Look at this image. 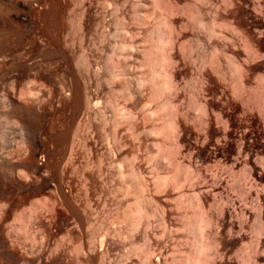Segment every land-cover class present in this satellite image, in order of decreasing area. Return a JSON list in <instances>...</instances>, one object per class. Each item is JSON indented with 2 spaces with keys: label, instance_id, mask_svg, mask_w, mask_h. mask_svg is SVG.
<instances>
[{
  "label": "bare ground",
  "instance_id": "1",
  "mask_svg": "<svg viewBox=\"0 0 264 264\" xmlns=\"http://www.w3.org/2000/svg\"><path fill=\"white\" fill-rule=\"evenodd\" d=\"M28 1L0 0V264H68L61 232L68 227L75 264H127L139 252L145 264H264V182L258 189L254 176L264 171V155L257 137L245 144L230 133L228 119L232 103L262 106L254 92L264 75L254 67L264 58L257 20L264 21V0H69L74 14L68 0ZM47 106L66 114L58 133L38 123ZM145 152L156 171L148 172ZM114 177L129 178L131 188ZM113 190L133 196L115 216L107 205ZM170 192L185 198L176 204L187 249L176 251L182 243L173 238L182 257L170 254L167 263L169 245L153 238L151 220L167 236L173 219L156 197L166 202ZM109 219L125 228L105 229ZM139 225L143 244L127 242L125 261H113L120 237L131 238ZM102 228L97 244L93 233Z\"/></svg>",
  "mask_w": 264,
  "mask_h": 264
},
{
  "label": "rangeland",
  "instance_id": "2",
  "mask_svg": "<svg viewBox=\"0 0 264 264\" xmlns=\"http://www.w3.org/2000/svg\"><path fill=\"white\" fill-rule=\"evenodd\" d=\"M27 1H28V0H27ZM68 1H69V0H68ZM71 1H73V0H71ZM71 1H69V2H71ZM110 1H112V0H110ZM110 1H109V2H110ZM29 2L31 3L32 1H28V2H26V3H29ZM109 2H108V4H112L111 7H110V5H109V7L111 8V9L109 8V11H111V10H113V9H112V8H113V3H109ZM112 2H113V1H112ZM73 3H74V2H71L70 4H73ZM74 6H75V5L73 4V5H71V7H69V11H72L73 14L76 13V12L78 11V8H77V10H76V8H75ZM24 7H25V8H24ZM32 7H33L34 9H36V10H37V8H38V6H36V4L32 5ZM27 8H28L27 4H26V6H23V7H22V14H25V13L27 14V12H28ZM70 8H71V10H70ZM74 8H75V9H74ZM43 9H44V13H45V14L47 13L46 15H48V14L50 13L48 8H46V9L48 10V12H47V10L45 11V8H43ZM43 9H42V12H43ZM74 10H75V11H74ZM40 12H41V10H40ZM42 12H41V13H42ZM72 12H69V13H72ZM15 13H16L15 10H12L11 14L14 15ZM73 14H71V15H73ZM13 15H12V16H13ZM42 15H43V13H42ZM46 15H45V16H46ZM71 15H70V16H71ZM45 16H44V18H45ZM261 16H262V15H261ZM261 16L259 17V15H257V20H258V18H259V20H258L259 23L264 27L263 17H261ZM42 17H43V16H42ZM49 17H50V18H49ZM49 17L46 16V19H45V20L48 21L49 19H51V14H49ZM48 18H49V19H48ZM260 20H261V22H260ZM262 21H263V22H262ZM110 25H111V24L109 23V24L106 26L107 28H105V31H106V29H107V32H108V30H110V33H111V32L114 30V28L111 27L112 25H111V26H110ZM108 26H110L111 28L108 27ZM132 26H133V27H132ZM129 27H130V28H129ZM108 28H109V29H108ZM128 28H129L128 30H133V29H134V25H133V24H132L131 26L128 25ZM131 28H133V29H131ZM111 29H112V31H111ZM108 33H109V32H108ZM93 36H94V34L92 35V37H93ZM94 37H95V36H94ZM94 37L91 38V39H92V40L94 39V41H95V40H96V37H95V38H94ZM109 39H110V37H109ZM109 39H108V40H109ZM115 39H116V40H115ZM92 40H90V41L92 42ZM106 40H107V39H106ZM110 40H112L113 42H114V41H115V42H119V41H120L119 38H114V39L111 38ZM94 41L92 42V44L90 43V45H91V47H92V45H94L93 48H94V47L97 48V46H96L94 43L97 44V43H98V40H97V42H96V41L94 42ZM112 41H109V42L112 43ZM107 42H108V41H107ZM109 42H108V43H109ZM109 44H110V43H109ZM105 45H106V44H105ZM107 45H108V44H107ZM107 45L104 46V47H107V48H104V49H105L104 52L109 53L108 51H110V48H108L109 46H107ZM91 49H92V48H91ZM108 49H109V50H108ZM262 49H264V47H263ZM96 50H97V49H96ZM93 51L95 52V50H93ZM93 51L91 50V52H93ZM262 51H263V53H264V50H262ZM120 52H121V51H120ZM121 53H123V54H121ZM121 53L117 52V55H120V54H121V56H117V55H115V56L117 57V59H116L117 61L120 60V58H123V55H125V54H124L125 52H121ZM92 54H93V56H91V54H90V58L93 57L92 59H94V60H96V61H95V62H94V60H91V61H90V62L92 63V64H91V67L94 66L93 69H97V68L99 69V67L101 66L100 63H102V62H99V61H100L99 58L97 59V56H98L97 54H98V53H97V51H96L95 53H92ZM94 55H95V56L97 55V56H96V59H95V56H94ZM97 60H99V61H97ZM92 61H93V62H92ZM121 61H123V59H121L120 62H121ZM262 61H263V62H262ZM258 62H259V63H256V64H255V67H254V68H255V70H256L257 72H259V74H261V76L263 77V75H264V64H263V63H264V58H263L262 60L258 61ZM93 63H94V64H93ZM129 63H130V61H129ZM99 64H100V65H99ZM92 65H93V66H92ZM98 66H99V67H98ZM58 70L61 71V68H58ZM137 70H138V69H137ZM137 70H136V71H135V70L131 71V74H132V75H136V74H137ZM59 71H57V72H59ZM92 71H93V70H92ZM135 72H136V74H135ZM139 72H140V70H139ZM58 74H60V72H59ZM138 74H139V73H138ZM138 74H137V75H138ZM261 79H264V78H261ZM119 82H120V81H118V83H115V84L118 85V84H120ZM246 82H247V81H246ZM249 82H250V81L248 80V83H249ZM260 83H261V82H260ZM260 83L257 84V85L255 84L256 86H255V92H254V93H256V96H255V97H256V100H257V98L260 97L259 99H260L261 101H259V103L261 102L260 104H262V106L259 105V106L257 107L258 109L255 108V109L257 110V111H256L255 109H254V110H253V109L251 110V107L249 106L248 103H246V104H248V105H245V103H244L243 106H242L241 104L238 105V103H236V102H235V103H232V104L234 105L233 107H235V108L232 109V111H234V112L231 111V112L229 113V115H228V119L230 118V119H229V120H230L229 122L231 123V124H230L231 127H230V129H229V130H230L229 132L232 133V134H234V135H238V134H242V136L244 135L243 137H244V138L246 137L245 140L243 141L245 144H247V142L250 143V144H252V140H253L252 137H254V136L257 137V138H256V139H257V140H256V141H257V144H256V150H258V153H259V154L261 153V154L264 155V116H263V115H264V114H263V113H264V100L262 101V99H264V97H263V96H264V86L261 87ZM262 85H263V83H262ZM115 86H116V85H115ZM120 86H121V85H120ZM116 87H119V85L116 86ZM119 88H120V87H119ZM184 92H185V91H184ZM188 93H189V92L186 90V92L184 93V95L186 94L185 97H187V96L190 94V93H189V94H188ZM257 96H258V97H257ZM119 98H120V97H119ZM119 98H118V100L120 101V102L118 101V102H119V105L122 106V105H123V102H125V101H123L122 98H120L121 100H120ZM261 98H262V99H261ZM259 99H258V100H259ZM143 100H144V99H143ZM258 100H257V101H258ZM99 101H101V100H99ZM99 101H98V102H99ZM141 102H142V101H141ZM143 102H144V101H143ZM100 103H102V101H101ZM259 103L257 102V105H258ZM121 104H122V105H121ZM152 104H153V103H152ZM152 104H151V105H152ZM240 105H241V106H240ZM244 105H245L246 107H245ZM257 105H256V106H257ZM100 106H101V105H100ZM152 106H153V105H152ZM152 106H149V107H152ZM248 106H249V107H248ZM47 107L50 108V111L52 110V112H50V111L48 110V108H46L48 111L45 109V110H46L45 113L43 112V113H42L43 115L41 114V115H42V117H41L42 119L40 118V119H41V120H40V121H41V124H40L39 119H38V121H39L38 123H39V125H42L43 127H44V125L46 126V124H47V125L50 126V127L48 126L49 129H51L53 132H57V133H58V132L60 131V129H61V127H60V126H61L60 123L62 124V122H63V118H65L64 115H66V114H63V113H65V112H64V111L62 112V110H61L62 107H61V106L56 107V108L54 107L53 109H51V107H49V106H47ZM60 107H61V108H60ZM101 107H103V106H101ZM244 107H245V108H244ZM58 108H59V109H58ZM238 108H239V109L241 108L243 111H242L241 109H240V111H239ZM249 108H250V109H249ZM54 109H57V111L54 110ZM237 109H238V110H237ZM60 110H61L62 113L60 112ZM107 110H109V109L106 108V112H107V115L110 116L109 113H108L109 111H107ZM191 110H192V109H191ZM191 110H190V111H191ZM249 110H250V111H249ZM192 111H193V110H192ZM192 111H191V113H194V112H192ZM49 113H50V114H49ZM243 113H244V114H243ZM47 114H48V117L46 116ZM110 114H111V113H110ZM230 114H231V115H230ZM43 116H44V117L46 116V117H45L46 119L43 118ZM108 116L106 117V119L109 118ZM110 117H111V116H110ZM161 118H162V117H161ZM161 118L159 119V120H161V121L158 120V122H162L163 118H162V119H161ZM44 119H45V120H44ZM42 120H43V121H42ZM86 120H87V122H84V121H86ZM89 120H90V119H84V118H83V122H84L85 124H86V123L88 124V121H89ZM109 120L112 121L110 118H109ZM109 120L107 119L106 121H108V122L110 123ZM46 121H47V122H46ZM106 121H105V122H106ZM42 122H45V123H42ZM241 122H242V123H241ZM51 123H52L53 125H52ZM89 123H90V121H89ZM109 123L106 122L104 125H102V129L105 128V129H104V132H105V133L103 132V130H101V132L104 133L103 136H106V134H107L108 139H109V137H110V133L112 132V130H111L112 127H110L112 124H109ZM146 123H149V122H146ZM108 125H110V126L108 127ZM123 125H124V124H123ZM158 125H160V123H159ZM244 125H245L246 127H245ZM51 126H52V128H51ZM148 126H149V124H147L146 128H147ZM150 126H151V122H150ZM240 126H241L242 128H240ZM46 127H47V126H46ZM124 127H125V126H124ZM124 127H122V128L120 127L119 129H120V130H121V129L124 130V129H125ZM243 127H244L245 129H244ZM108 128H110V129H108ZM123 128H124V129H123ZM108 130L110 131V133L108 132ZM122 130H121V131H122ZM244 130H245V131H244ZM233 131H234V132H233ZM242 131H243V132H242ZM101 132H100V133H101ZM235 133H237V134H235ZM101 134H102V133H101ZM157 139H158V138H157ZM159 140H161V137H159ZM159 140H156V141H158L159 143H161L162 141L160 142ZM149 141H152V140L149 139ZM246 141H247V142H246ZM249 141H250V142H249ZM145 153H146V152H145ZM145 153L143 154V156H144V161H143V163H144V162H145V163H148V164H145V163H144V165H148V166H149V167L147 166V170H148V168H149V170H150V171H148V172L151 173V171H152V172L156 171V170H154V168H152V167L154 166V164H150V163H154L153 160H151L152 158H151V157H149V158L146 157V156L148 155V154H147L148 152H147L146 154H145ZM145 157H146V158H145ZM147 158H148L149 160H148ZM146 160H147L148 162H147ZM150 160H151V161H150ZM149 161H150V163H149ZM150 165H151V166H150ZM152 165H153V166H152ZM150 167H151V169H150ZM114 169H116V167L113 168V171L115 172V173H113V174L116 175V173H117L116 170H117V169H116V170H114ZM121 170H122V171H121ZM255 170H256V171H254V176H255V177H258V178H257L258 181L256 180L257 183L255 182V184L258 186L257 188L260 189L261 184H263V182H264V171L261 172L260 168H256ZM120 171H121V172H124L123 174L127 173V171H128V170H127V166H126L125 164H122V163H121V165H120ZM255 172H256V173H255ZM258 172H259V173H258ZM257 175H259V176H257ZM259 177H260V179H259ZM114 179H115V181H114L113 183H115V182H119V184L116 183L115 186H116L117 184H118V186H119V185H121L122 183H123L122 186H125V184H126L127 186H128L129 184H131V180H129V178H126V177H124V178L122 179V181H121L120 179H118V178L116 179V177H114ZM120 182H121V183H120ZM258 182H259V183H258ZM259 184H260V185H259ZM113 186H114V185H113ZM115 186H114V188H115ZM131 186H132V184H131ZM131 186H128V187L131 188ZM111 188H112V187H111ZM114 188H112V189H114ZM184 188H185L186 192H185V190L183 189V193L185 192V194H189V193H190L189 189H188L187 187H184ZM186 188H187V189H186ZM64 189H66L65 192L67 193L68 188H66V187L64 186ZM149 189H150V191L152 192V190H151L152 188H149ZM187 190H188V191H187ZM111 192H112V191H111ZM171 192H172V191H171ZM171 192H170V195L172 194ZM115 193H116V194H115ZM168 193H169V191H168ZM173 193H174V192H173ZM112 194H114V195H112ZM175 194H176V196H175L174 194H172V195H174V197L171 196L172 198H170V200H168V201H166V202L163 201V199H161V198L164 197V195H161V197H160V195H159V196L156 197V198L158 199V203H159L161 206L164 207V205H165L166 208L164 207V210L167 212V215H169L167 219H169V220H172V219H173V220H172L173 222L170 221L171 223L169 222V220H167V222L170 223L169 226H172V225L174 224V225L177 227V230L179 229V231H178V233H177V231H176V227H174V225H173L172 227H169L171 230H173V229L175 228V229H174V232L176 233V236H178V235H179V232L181 233V232L183 231V230H181L182 228H178V227H180L179 225H181V221H182L181 215H182V213H183L182 211H184V210H183V208L180 207V206H179V208H178V205L176 204V202H181L182 200H183V202H184V201H185V200H184L185 198H181V200H180V199H178V197H177V193H176V192H175ZM110 195H111V196H110ZM110 195H108V196H110V198H107V200L110 199V200L107 201V205H108V204H109V205L111 204V205H110V208H109V211H110L109 214H110V215H113V214H114L113 216H115V214H120L121 209H123L122 207L125 206V204L130 203V202L133 201V199H132L133 196H131L132 194H128V195L126 194L127 197H126V195L123 197L121 193L116 192V191L113 190V193H111ZM112 196H113V197H112ZM232 196L234 197V199H235V203H236V204H240V205H241V204L243 203L242 200H241L240 198L237 197V195L235 194V192L232 193ZM185 197L187 198V197H189V196L186 195ZM111 198H113L112 201H111ZM175 198H176V199H175ZM160 199H161V200H160ZM172 199H173V200H172ZM174 199H175V200H174ZM239 199H240V200H239ZM114 200H115V201H114ZM177 200H178V201H177ZM113 201H114V202H113ZM159 201H162V202H159ZM171 201H172V202H171ZM112 202H113V203H112ZM163 202H164V204H163ZM173 203L175 204V206H174ZM208 203H209V204H210V203L212 204V202H208ZM168 206H169V207H168ZM209 206H212V207H213V204H212V205H209ZM212 207H211V208H212ZM173 208H174V209H173ZM175 208H176L177 211L175 210ZM180 208H182V209H180ZM167 209H168V210H169V209H170V210L173 209V210L171 211V213H173V212H174L173 214L176 213V214H175L176 216L174 217V215L170 213V210L167 211ZM174 210H175V211H174ZM178 210H180V211H178ZM56 211L59 213L60 216H61L62 214L64 215L63 212H60L59 210H56ZM177 212H178V213L180 212L181 215H180V213L178 214ZM170 214H171V215H170ZM63 215H62L61 217L64 218L65 215H64V216H63ZM178 215H179L180 217H179ZM171 216H172V218H171ZM177 216H178V217H177ZM175 218H176V219H175ZM178 218H179V220H180V223L178 222ZM180 218H181V219H180ZM174 219H175V221H174ZM252 219H253V218H250V220L247 219V223H248L249 225L252 224V222H253ZM114 221H115V220H114ZM151 221H152V231H153L154 234H155L154 236L157 235L156 237L153 236V238H156V239L159 240V241H160V238H161V239L163 238V240H161L160 242H163V243L165 242L166 247H168V245H169V247H168L169 250H168L167 248H166V250H165V248H164V250H165L166 253H167V254L165 253V254H166L165 257H166L167 261H168V260H169V261L171 260V259H170L171 256L169 257L170 254H171V255L173 254L172 257L175 255L174 258H177V260H180V257H182V256H180L181 254H178V255L175 254V250L177 249L176 251H178V250L181 251V250L179 249V248H181L182 251L185 252V249H187V248L185 247V244H183V242H182L183 240H185V238H184V237H185L184 232H182V233L180 234L184 239H183L182 237H179V239H178V237H177V239H175L176 236H174V235H175L174 232L171 231V230L168 228L170 231H169V232L167 231V232H168V234L166 233L167 236L171 235L172 233H173L174 235H173V237H171V236L167 237L166 235H164L163 230L161 231L162 228L158 225V223H157L158 221L156 220V218L152 219ZM110 222H111V223H110ZM112 222H113V221L110 220V219L107 220V222H106L107 225H105V226H107V227L104 226L105 229L108 230V229L110 228L109 230L112 232V231H116V230H118V229L121 230V229L125 228V226H124L125 224H121V223H119L120 221H119V222H118V221H115V222H113V223H112ZM154 222H155V223H154ZM174 222H175V223H174ZM176 222H178V223H176ZM108 223H109L110 225H109ZM172 223H173V224H172ZM250 223H251V224H250ZM178 224H179V225H178ZM108 225H109V226H108ZM121 225H122V226H121ZM177 225H178V226H177ZM110 226H111V227H110ZM142 226H143V225H139V226L137 227V228H138V231H137V229H136L134 232H132V233H134V234H131V236H130L131 238H129V237L125 238L124 236H122V237H120V240L117 239V240H118V243H119V242H120V243L123 242V243H122V248L120 247L121 244H118L119 247L117 246L118 248H116V251H114V253H113V254H115L114 257L112 258L113 255L111 256V259H112V260H113L114 258H115L116 261H117V259H118V261L121 260V259H119V258H121V254H122V252H125V251L129 248V244H128L129 241H130V243L133 242L134 244H135V241H136V245H138V244L142 245V244H143V240H142L143 237H141V236H143V233H142L143 230L141 231V229H142V228L144 229V227H142ZM156 226H157V227H156ZM119 227H120V228H119ZM153 227H154V228H153ZM68 228H69V227H68ZM68 228H66V230H64L65 228H64V229H63V228L61 229V232L63 233L62 235H64L63 238H65L63 241H64L65 243L67 242L66 244L68 245V246L65 245V246H67V248L65 249V251L68 249V247H70V249H68V250L65 252L66 254L64 253V255H68V256H65V257H67V261L70 260V261H68V262H69L68 264H73V263L75 264V260H76L77 256H76V254H75L74 251H73V252H74L73 254L71 253V252H72V249H73V248L71 249V247H73V246L76 245V244H75V239L73 238V237H74V236H73V231H72L71 229H69V232H70L69 234H71V232H72L71 236H70V235H67V234H68V231H67ZM111 228H112L113 230H112ZM140 228H141V229H140ZM160 228H161V229H160ZM172 228H173V229H172ZM114 229H115V230H114ZM153 229H156V230H153ZM157 229H158V230H157ZM99 230H100V229H97L96 232L94 231L96 234L93 233V235H94L93 238H95V236H96V238H95L96 243L99 241V239L103 238V237L101 236V234L103 235V234H105L104 232H106V231H102V230H104V228H102L101 231H99ZM159 230H160V231H159ZM64 231H65V232H64ZM157 231H158V234H157ZM245 231H247V233H246L247 235L250 234V232L248 233L249 230H246V229H245ZM61 232H60V233H61ZM100 232H101V234H100ZM102 232H103V233H102ZM140 232H141V233H140ZM162 232H163V233H162ZM170 232H172V233H170ZM97 233H98V234H97ZM139 233H140V235H139ZM161 233H162V234H161ZM65 234H66L67 236H66ZM159 234H160V235H159ZM182 234H183V235H182ZM161 235H162V236H161ZM180 235H179V236H180ZM97 236H99V237H98L99 239L97 238ZM132 236H133V239H132ZM139 236H140V237H139ZM165 236L167 237V240H166V237H165ZM71 237H72L73 239H72ZM100 237H101V238H100ZM134 237H135V239H134ZM158 237H159V239H158ZM170 237H171L172 239H171ZM128 238H129V239H128ZM169 238H170V239H169ZM173 238H174V240H176V241L179 242V243H178L179 245L182 243V244L180 245L181 247H180V246H176L177 248L175 249V244H176V243H175L174 245L171 244V243L174 242V241H173ZM123 239H124V240H123ZM164 239H165V240H164ZM97 240H98V241H97ZM125 240H126V241H125ZM131 240H132V241H131ZM133 240H134V241H133ZM140 240H141V241H140ZM168 240H169V243H170L171 245H170L169 243L167 244V241H168ZM73 241H74V242H73ZM171 241H173V242H171ZM64 242H63V243H64ZM127 242H128V243H127ZM180 242H181V243H180ZM71 243H72V245H71ZM98 243H99V242H98ZM98 243H97V244H98ZM137 243H138V244H137ZM163 243H162V245H164ZM125 244H126V246H125ZM178 244H176V245H178ZM123 246H124V247H123ZM164 246H165V245H164ZM172 246H174V247H173L174 249L172 248ZM178 247H179V248H178ZM170 249H172V251H171ZM69 250H70V251H69ZM169 251H170V252H169ZM173 251H174V253H173ZM179 251H178V252H179ZM117 252H118V254H119L120 257H119L118 255H116ZM120 252H121V253H120ZM176 253H177V252H176ZM179 253H182V252H179ZM69 254H70V255H69ZM140 255H142V253H140V252L138 253L137 256H136V255H132L131 257H129V261L127 260L125 263L128 264V262H129V263L131 262V264H140V263H141V264H143V263L145 264V262H143V260H142V261H141V260L139 261V259H137V257L141 259V256H140ZM176 255H177V256H176ZM135 256H136V258H135ZM139 256H140V257H139ZM68 257H69V258H68ZM116 257H117V258H116ZM132 257H133V258H132ZM172 257H171V258H172ZM74 258H75V259H74ZM168 258H169V259H168ZM178 258H179V259H178ZM73 259H74V260H73ZM130 259H131V260H130ZM166 259H165V260H166ZM71 260H72V261H71ZM133 260H134V261H133ZM136 260H137V262H136ZM177 260H176V261H177ZM73 261H74V262H73ZM113 261H114V260H113ZM124 261H125V260H123V259L121 260V262H124ZM169 261H168L167 263H169ZM132 262H134V263H132ZM139 262H140V263H139ZM177 262H178V261H177ZM146 264H147V263H146ZM175 264H176V263H175Z\"/></svg>",
  "mask_w": 264,
  "mask_h": 264
}]
</instances>
